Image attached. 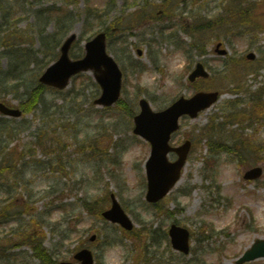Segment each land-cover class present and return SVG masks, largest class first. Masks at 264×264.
I'll return each instance as SVG.
<instances>
[{
  "label": "rangeland",
  "instance_id": "obj_1",
  "mask_svg": "<svg viewBox=\"0 0 264 264\" xmlns=\"http://www.w3.org/2000/svg\"><path fill=\"white\" fill-rule=\"evenodd\" d=\"M0 1V40L19 38L10 42L13 46H0V76L16 75L0 83V102L20 105L28 99L53 61L51 56L44 60L51 47L43 37L60 35V13L68 10L69 32L79 39L74 58L84 54L85 43L97 32L111 29L107 48L122 69L126 104L94 106L100 88L91 73H84L64 91L45 90L42 102L23 117L0 115V128L8 125L9 132L0 133V213L6 215H0V264H43L26 244L27 234L43 239L55 261L70 260L87 247L95 264H236L264 239V116L244 114L252 111L256 91L264 85V0ZM231 3L251 7L256 26L222 20ZM90 7L100 9L95 19H89ZM207 22L214 28L205 29ZM187 30L198 31L190 35ZM218 42L227 55L215 52ZM16 48L32 59L14 60L10 53ZM249 52L256 53L255 60L246 59ZM199 61L211 77L191 84L189 73ZM236 84L244 88L238 95L231 91ZM200 90H218L222 97L197 118L181 120L172 145L192 140L193 149L181 181L159 207L151 205L145 198L151 146L133 133L130 113H139L142 98L161 111ZM233 106L244 109L242 117L214 136L225 141L238 130L258 146V160H252L254 154L244 163L228 152L212 155L206 136L200 139L212 118L222 123ZM258 165L262 177L245 180V172ZM112 194L135 224L132 231L89 210L88 204L96 203L110 208ZM173 223L191 231L190 254L172 248L168 229ZM248 264H264V258Z\"/></svg>",
  "mask_w": 264,
  "mask_h": 264
},
{
  "label": "water",
  "instance_id": "obj_2",
  "mask_svg": "<svg viewBox=\"0 0 264 264\" xmlns=\"http://www.w3.org/2000/svg\"><path fill=\"white\" fill-rule=\"evenodd\" d=\"M76 39V34H72L61 48L60 59L52 64L40 78V81L48 86L64 89L69 85L72 76L80 73L93 71L95 80L102 88V95L95 101V104L109 107L114 105L121 96L122 72L114 58L106 52V34L99 33L92 41L86 45V55L83 59L72 61L69 58V51L72 43ZM220 54L226 51L219 50ZM250 59L255 58V54L248 55ZM198 77L208 78L209 73L203 64L199 63L190 76V81ZM219 98V92H199L192 98H180L168 109L161 112L152 111L148 101H140L141 113L135 117L134 133L148 140L152 145L151 156L146 164L148 177L147 200L155 203L164 198L169 191L179 181L182 169L186 164L187 157L191 150V142L186 141L180 147H171L169 142L174 132L179 130V120L182 116L196 118L199 113L211 105ZM0 112L20 117L22 112L12 109L4 104H0ZM169 152L178 154V159L169 161ZM263 173L262 168L257 167L246 172V180L259 178ZM113 197V206L103 213V216L113 222L121 224L125 229L131 230L133 223L125 214L120 204ZM174 249L185 254L190 251V232L188 229L172 225L169 231ZM95 237H92V240ZM264 258V240H257L251 249L247 250L237 261V264L255 261ZM74 259L81 264H94V257L90 249H82L74 255ZM56 264H75L73 261H62Z\"/></svg>",
  "mask_w": 264,
  "mask_h": 264
},
{
  "label": "trees",
  "instance_id": "obj_3",
  "mask_svg": "<svg viewBox=\"0 0 264 264\" xmlns=\"http://www.w3.org/2000/svg\"><path fill=\"white\" fill-rule=\"evenodd\" d=\"M166 4H168V2H166ZM89 11L98 13V10H95L92 8H90ZM226 11H227L226 12L227 15L223 16L224 18H222V20L227 19L228 21L231 18L232 19L234 18L237 26H247V27L256 26L255 25L256 23L252 22L253 18L255 17L254 16L249 17L253 13V9L251 7H245V8H242V6L233 7V3H231L226 8ZM64 13H60L61 14V17L59 19V22L61 25L60 35L58 36L54 35L56 37L51 36V38H47L46 36L43 37V44L45 46L51 47V44H54L51 47V49L48 50V52H46V56H51L52 59L56 58V54H54L53 50H56V48L61 43L63 37L66 35V33L70 31V28H71L68 23L70 14L68 13V11H65ZM65 23H68V24H65ZM204 28L212 29L214 28V26H212L210 22H207ZM108 31H110V29ZM12 38L19 39L18 37L13 36V35L5 36L3 40L1 41V46H4V47L13 46V44H10ZM231 84L234 85L235 83H231ZM243 89L244 88L241 85L236 84L231 91L237 94ZM44 90H45V87L41 84H38V86L33 87V89L31 90L29 94L28 99L25 102H22L21 104L22 108L24 109L26 113L30 112L40 102L41 96ZM257 93H259V96L256 102H254V105H252L251 107L252 111L246 112V113L244 112V114L248 115L250 118H256V119H258V117L260 116H264V100L261 101V99L259 98L264 93V85L259 88ZM253 97H256V94ZM263 99H264V94H263ZM118 104L120 106L126 107V104L123 100L119 101ZM243 110L237 111V106H233L232 111L229 113H226L225 116H223L224 121L222 123H216L217 119L212 118L210 124L203 129L200 135V139L201 137L206 136L205 138L207 139V146H208L209 152L212 155L218 154L221 152H228L230 154H233L235 157L239 158V160L242 163H244L245 158L248 154H254V159H252L253 161L255 160V157L257 158L256 152L258 150L257 149L258 146L252 143V140L250 137L241 136L240 134H238L237 133L238 130L231 131L232 137H230L228 140H225V141L224 139L222 140L214 136L216 132L218 133L219 131L223 130L222 127H224L226 123L228 124L232 122L237 123V119L242 117ZM228 120L230 122H227ZM246 120H251V119L246 118L244 121ZM40 143H43L42 137L40 138ZM88 208L90 211L97 212L98 214H100L101 212V209L98 208L97 203L88 204ZM25 239H27L26 243L30 245L31 248L33 249L35 256L38 259H40L43 262V264H54L55 263L51 254L44 247L43 239H40L39 237L34 238L30 234L25 235Z\"/></svg>",
  "mask_w": 264,
  "mask_h": 264
}]
</instances>
